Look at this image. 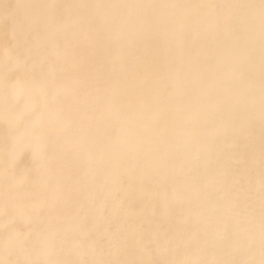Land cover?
Masks as SVG:
<instances>
[{"label":"bare ground","instance_id":"obj_1","mask_svg":"<svg viewBox=\"0 0 264 264\" xmlns=\"http://www.w3.org/2000/svg\"><path fill=\"white\" fill-rule=\"evenodd\" d=\"M0 264H264V0H0Z\"/></svg>","mask_w":264,"mask_h":264}]
</instances>
